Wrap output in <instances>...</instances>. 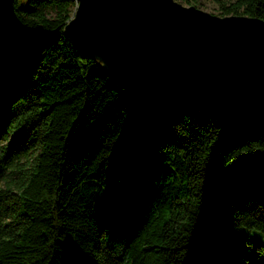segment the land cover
Masks as SVG:
<instances>
[{"label": "trees", "instance_id": "obj_1", "mask_svg": "<svg viewBox=\"0 0 264 264\" xmlns=\"http://www.w3.org/2000/svg\"><path fill=\"white\" fill-rule=\"evenodd\" d=\"M14 3L32 33L0 37V264H264V120L134 95L66 36L76 0Z\"/></svg>", "mask_w": 264, "mask_h": 264}, {"label": "water", "instance_id": "obj_2", "mask_svg": "<svg viewBox=\"0 0 264 264\" xmlns=\"http://www.w3.org/2000/svg\"><path fill=\"white\" fill-rule=\"evenodd\" d=\"M76 1L66 36L132 94L186 98L240 124L264 120V19L178 0ZM31 33L14 0H0V37Z\"/></svg>", "mask_w": 264, "mask_h": 264}, {"label": "rangeland", "instance_id": "obj_3", "mask_svg": "<svg viewBox=\"0 0 264 264\" xmlns=\"http://www.w3.org/2000/svg\"><path fill=\"white\" fill-rule=\"evenodd\" d=\"M178 1L182 2L185 5H188V4H186L185 2H183L181 0H178ZM197 7L201 8V9H203L205 11H208L210 13H213V14H216V15H220L219 12H218L219 11L218 10V3L216 1H213V0H199ZM4 143H5V140L0 138V145L4 144Z\"/></svg>", "mask_w": 264, "mask_h": 264}]
</instances>
